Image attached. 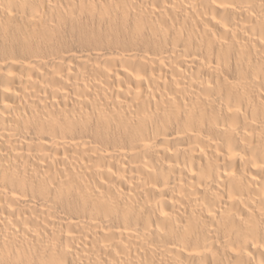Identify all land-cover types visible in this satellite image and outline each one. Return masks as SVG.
<instances>
[{"label": "bare ground", "instance_id": "obj_1", "mask_svg": "<svg viewBox=\"0 0 264 264\" xmlns=\"http://www.w3.org/2000/svg\"><path fill=\"white\" fill-rule=\"evenodd\" d=\"M0 264H264V0H0Z\"/></svg>", "mask_w": 264, "mask_h": 264}]
</instances>
